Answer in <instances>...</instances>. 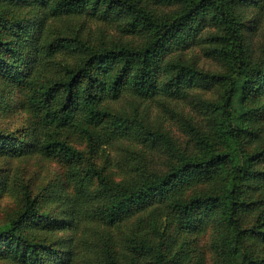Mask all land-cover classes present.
I'll return each instance as SVG.
<instances>
[{"label": "trees", "instance_id": "16d2710c", "mask_svg": "<svg viewBox=\"0 0 264 264\" xmlns=\"http://www.w3.org/2000/svg\"><path fill=\"white\" fill-rule=\"evenodd\" d=\"M0 4L36 11L14 19L0 13V81L7 87L23 84L29 90L26 105L41 116L22 139L0 133V155L35 152L80 160L82 153L60 138L74 131L87 139L90 155H103L106 164L108 146L120 142L119 153L138 156L127 164L130 174L122 182L112 180L90 159L85 171L71 167L70 195L57 192L53 198L65 207L52 215L28 209L0 228L1 255L15 264H173L167 250L172 231L211 223L221 229L217 249L222 264L231 258L230 245L238 264H264L251 249V241H264V229L242 228L248 213L256 219L264 214V209L258 210L264 204V149L249 153L239 143L241 136L255 138L260 133L245 122L260 110L251 105L264 91V0ZM49 18L55 25L50 32ZM57 21L67 23L56 26ZM92 23L114 26L121 40L108 41L105 30L99 29L93 41L83 30ZM198 43L227 70L208 74L194 60L185 62V51ZM212 83L220 84L219 100L197 112L199 118L202 114L215 122L230 142L224 152L215 151L203 122L192 113L186 116L168 108L189 137L181 147L135 106L128 114L114 105L128 97L132 103L156 100L167 106L168 101L189 98L194 90L208 91ZM259 113L261 117L264 111ZM153 150L162 154L161 163L149 156ZM224 165L230 167L229 175L213 188L184 196ZM100 226L119 230L121 240ZM90 250L96 251L93 256L87 255Z\"/></svg>", "mask_w": 264, "mask_h": 264}, {"label": "rangeland", "instance_id": "374dc122", "mask_svg": "<svg viewBox=\"0 0 264 264\" xmlns=\"http://www.w3.org/2000/svg\"><path fill=\"white\" fill-rule=\"evenodd\" d=\"M0 13H3L9 19H14L22 15H34L36 11L32 7L21 9L15 6L9 7L7 4H0ZM253 16L254 14H252L251 20L254 19ZM66 23V21H57L56 26H62ZM250 25H253V23ZM50 26H55L52 19L47 22L46 31L50 32ZM99 29L105 30L103 34L107 36L108 41H112L113 38L121 40L114 26L107 27L106 25L92 23L89 26H85L83 30L91 33L93 41H97L99 38L97 35L100 33L98 32ZM258 30L259 33H256L255 38L259 42L262 37L260 28ZM182 59L187 63H191L194 60L200 70L208 74H217L227 70L222 62L214 60L206 54L201 43L185 51ZM208 89V91L202 89L194 90L191 92L193 94L190 93L189 98L180 101H168L167 106L162 105L164 101L156 102V100H152L149 103L139 101L132 103L128 97H123L120 102L114 105L117 108L124 109L128 114H132V108L135 106L139 115L147 114V116L145 115L146 120L153 126L160 123L163 129L165 128L170 132L173 141L183 147L184 142L189 137L184 132L181 120L171 114L168 108L186 116L192 113L195 118L197 116L199 118L198 107H206L207 103H216L219 100L220 84L212 83ZM28 91L23 84L7 87L0 81L1 134L22 139L25 135L32 132L31 127L33 125L41 121V116L29 109L25 103V96L29 93ZM259 106L260 110H256V116H252L251 121L245 122L249 127L259 129V136L255 138L241 136L239 139L240 145L249 153L256 152L259 148L264 149V113L263 116L259 117V112L264 111V91L258 93L255 103L251 105L252 108ZM198 120L203 122L204 129L208 133L210 143H213L215 151L224 152L226 149L228 150L227 146L230 142L224 140L219 133V127L216 129L217 125H215V122L207 120L206 116L202 114ZM60 138L82 153L83 157L80 160H68L60 157H45L35 152L20 156L0 155V228L8 227L28 209H32V212L40 215H52L55 212H60L65 205H60L61 201H55L53 198L57 196V192H60L63 197L66 193L69 194V191L71 192L72 181L69 176L71 167L83 168L85 171L87 169L86 162L90 159L97 168H104L112 180L122 182L130 174V167L127 164L135 163L138 159V156L131 152L121 151L119 153V147L122 143L120 142L108 146L106 153L109 154L110 160L106 164L103 155L98 154L94 157L90 155L88 141L81 133L68 131L62 133ZM193 147L194 145L191 144L189 149ZM133 148L134 146H132ZM138 148L140 149V147ZM148 154L153 156L152 159L158 163L163 160V156L158 150H153ZM229 170L230 167L228 165L221 166L210 181L187 189L183 192L184 196L191 195L197 190L213 188L220 182L221 178L229 175ZM262 170H264V167H262ZM258 207V210H263L264 204H259ZM248 214L245 220L247 223L243 224L242 228L257 227L263 230L264 214L260 215L258 213L257 219L255 214ZM101 228L103 227H98V229ZM220 230L219 227H213L211 223H208L187 232L172 231L167 245L168 258H173V264H222V261L218 258L220 253L217 249ZM102 231L104 233L109 231L113 235V239L118 242L121 240L119 230L104 227ZM116 244L117 248L121 249L120 244ZM251 245L254 254L264 259V241H251ZM94 246L97 251L96 244ZM96 251L90 250L87 255L93 256ZM227 255L231 256V258L224 260L226 262L223 264H238L239 260L233 255L231 245L227 249ZM0 264L15 263L10 258L0 254Z\"/></svg>", "mask_w": 264, "mask_h": 264}]
</instances>
